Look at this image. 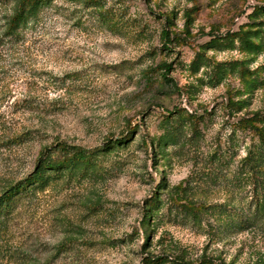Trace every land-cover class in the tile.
<instances>
[{"label":"rangeland","instance_id":"obj_1","mask_svg":"<svg viewBox=\"0 0 264 264\" xmlns=\"http://www.w3.org/2000/svg\"><path fill=\"white\" fill-rule=\"evenodd\" d=\"M102 1L107 21L96 7L53 0L10 36L13 1L0 0V177L27 174L56 138L93 148L135 128L105 155L104 174L59 181L18 207L14 243L44 257L70 222L81 228L79 250L53 264H264V141L255 130L264 128V0ZM239 29L257 50L237 39L206 44ZM162 61L176 86L145 89L143 72ZM26 130L21 145H1Z\"/></svg>","mask_w":264,"mask_h":264},{"label":"trees","instance_id":"obj_2","mask_svg":"<svg viewBox=\"0 0 264 264\" xmlns=\"http://www.w3.org/2000/svg\"><path fill=\"white\" fill-rule=\"evenodd\" d=\"M13 1L12 15L7 23L6 34L10 36H17L18 29L26 27L30 22L37 21L40 12L51 5L53 0H11ZM74 1V0H72ZM85 3L91 7L98 8V14L104 21L108 20L107 11L104 8L102 0H75ZM259 12L264 13V5L257 8ZM169 20V19H167ZM168 22V21H167ZM249 31L239 29L234 32H227L224 36H215L210 39L207 46L215 47L218 44H223V41L233 43L237 39L248 51L258 49L248 35ZM169 32L166 29L161 31V37L164 39L166 45L170 46L172 41L169 37ZM260 47V46H259ZM170 50V48L168 49ZM171 69L170 63L162 61L154 67H148L143 72L145 80V89L149 90L163 83H170L174 86L173 78L170 77ZM31 108L33 112H41L44 109L37 103L27 102L26 105ZM170 115V113H168ZM134 127L130 129L121 137L104 141L103 145L93 148H86L81 145L69 143L66 140L56 138L48 145H43L34 158L33 169L20 178L0 177V264H53V262L67 254L77 253L78 247L76 244L80 242L75 234L81 233L79 225L73 223L65 224V231L67 234L54 245L52 253L41 257L32 255L28 248L16 245L12 238V224L15 212L18 207L31 202L37 193L45 190L49 186L59 181H73L84 178H94L98 175L104 174L106 167L103 164L105 155L109 154L114 148L120 147L130 139V134L134 131ZM261 138L264 141V128L255 127ZM31 135L30 130L21 132L20 134L1 140V145L11 148L15 145H21ZM174 133L159 137L157 140L158 150H162V146L168 140H172ZM150 146L153 141H150ZM144 146L147 142L143 140ZM1 147V146H0ZM155 156L157 154L152 151ZM155 160V159H154ZM161 182L159 187L166 185V178L161 173ZM95 205L91 207L95 210ZM142 216L144 217L143 226L145 231V244L151 241L152 228L151 204L147 208H143ZM155 260L154 258H145L146 264ZM162 259L158 258L157 263H162Z\"/></svg>","mask_w":264,"mask_h":264}]
</instances>
